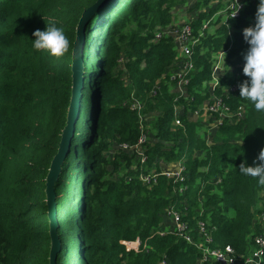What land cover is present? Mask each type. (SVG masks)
Masks as SVG:
<instances>
[{"label":"trees","instance_id":"obj_1","mask_svg":"<svg viewBox=\"0 0 264 264\" xmlns=\"http://www.w3.org/2000/svg\"><path fill=\"white\" fill-rule=\"evenodd\" d=\"M98 1L0 0V264L50 263L46 179L67 121L77 27ZM196 1L210 8L195 21L198 30L227 0ZM178 4L109 0L87 24L82 107L55 186L57 264H160L164 257L166 264H197L196 247L172 233L157 234L167 226L170 206L189 222L196 240L198 222L209 223L216 248L231 246L242 254L247 238L261 233L264 185L242 176L239 166L253 165L264 148V114L233 98L231 110L246 106L248 114L238 124L222 126L211 147L198 138V122L185 114L180 127L175 115L176 106L195 111L209 100L203 85L211 81L214 54L230 49L227 62L233 70L221 79L222 86L247 79L242 30L254 24L258 0L247 6L235 33L220 18L212 22L216 34L195 50V78L188 90L193 102L168 92L167 74L178 54L172 39L155 40L158 31L173 24ZM46 25L62 27L69 37L62 57L33 50V32ZM138 104L141 110L134 108ZM153 115L144 163L114 150L119 144L136 145L143 136L141 117ZM162 161L185 164L189 190L184 196L174 194L173 182L163 175L152 186L141 181ZM138 238L147 249L128 252L123 242Z\"/></svg>","mask_w":264,"mask_h":264},{"label":"built area","instance_id":"obj_2","mask_svg":"<svg viewBox=\"0 0 264 264\" xmlns=\"http://www.w3.org/2000/svg\"><path fill=\"white\" fill-rule=\"evenodd\" d=\"M256 0H227L225 7L213 17L210 21L203 23L202 27L195 30V21L187 22L178 28L174 36L170 35L169 27L162 29L156 33L155 40L172 39L175 43V50L177 51L178 58L169 69L171 73L167 74L166 85L168 92L175 98H183L186 102H193L195 98L189 95V86L195 78L196 65L194 60L195 50L203 47L205 41L211 36L216 34V26H212L213 20L217 17L229 28L230 33H235V24L242 17L247 6L255 3ZM237 3L239 9L234 17H230L236 10ZM225 52V53H224ZM230 49L221 51L214 54L211 60V81L205 83L203 87L207 89L206 94L209 95V100L203 104L200 109L195 111H186L185 106H176V125L183 127L180 119L181 116L187 114L191 122H198L197 119L205 117L213 119L214 121L208 127H201L197 129V136L200 140L206 142L208 147L213 146L214 138L219 130L225 124H238L246 118V106L240 107L237 112H233L229 105L230 100L239 96V88L236 85L222 86L221 79L233 70V66L227 62V56ZM225 57V63H224ZM203 68L197 71L201 72ZM194 89V88H193ZM220 93V94H219ZM139 110L142 109L140 104L134 106ZM232 118L234 121L227 123L226 120ZM144 117H141V122ZM143 136L140 138L136 145L119 144L114 150H121L125 153L135 156L141 163L146 161L144 146L149 142L147 133L144 132L143 125L141 126ZM159 170L153 169L152 171L143 174L141 181L147 185L152 186L157 183L158 177L163 175L171 180L174 184V194L184 196L189 186L186 185L189 180V175L186 172L185 164L181 162L166 163L162 161L159 165ZM207 171V169H204ZM222 182L221 179L217 180V184ZM203 213V211H202ZM167 226L165 230H159L157 234L164 236L167 233H172L184 239L188 244L196 247L200 252L197 264H263L264 260V217L260 221L261 233L250 235L247 238L248 246L246 251L239 254L231 246L224 248L213 247L215 240L213 236L214 228L211 230L209 223L199 221L197 229V240L192 236V229L189 222H184L181 212L175 206H170L166 210ZM127 251H140L143 247L147 249V245L143 244L138 238L135 242H123ZM160 264H166V258Z\"/></svg>","mask_w":264,"mask_h":264},{"label":"clouds","instance_id":"obj_3","mask_svg":"<svg viewBox=\"0 0 264 264\" xmlns=\"http://www.w3.org/2000/svg\"><path fill=\"white\" fill-rule=\"evenodd\" d=\"M238 9L237 3L236 10L230 17H234ZM32 35L34 39H30L31 46L36 52L62 57L70 48V39L62 27L46 25L45 30L37 29ZM242 36L248 45L243 54L242 68L247 79L238 85L239 97L248 102L257 113L264 114V0H258L254 24L244 28ZM256 161L253 165L241 163L239 173L264 185V148L259 152Z\"/></svg>","mask_w":264,"mask_h":264},{"label":"water","instance_id":"obj_4","mask_svg":"<svg viewBox=\"0 0 264 264\" xmlns=\"http://www.w3.org/2000/svg\"><path fill=\"white\" fill-rule=\"evenodd\" d=\"M106 1L108 2L109 0H99L94 5L87 8L84 11L77 27L76 39L72 51V90L71 100L67 112V121L62 132L58 153L51 162L49 173L46 179V205L48 208L49 233L51 238L49 264H57V255L60 251L61 245L58 238L59 224L57 219L55 186L61 174V169L65 163V159L69 155L70 147L76 134V126L82 107L83 90L85 85V31L90 18Z\"/></svg>","mask_w":264,"mask_h":264},{"label":"rangeland","instance_id":"obj_5","mask_svg":"<svg viewBox=\"0 0 264 264\" xmlns=\"http://www.w3.org/2000/svg\"><path fill=\"white\" fill-rule=\"evenodd\" d=\"M180 4H178L174 10H173V15H174V22L169 28V32L171 36L175 35V32L178 28H180L183 24L187 22H192L194 19H197L198 16L202 13L206 14L210 12V8H206L203 5H200L198 7L197 1L196 0H178ZM218 21L219 19L216 17L213 22ZM171 73V70L169 71ZM246 108V116L248 114L247 107ZM157 115H153L150 117H144L142 121V125L144 128V132L148 134V137H152V132H153V126L154 122L156 119ZM198 120L199 123V128L201 127H208L209 124H211L214 120L213 119H207L205 117H200ZM234 120L232 118H229L226 120L227 123H231ZM232 217L234 216L233 213L231 215ZM262 217L259 218L258 220V225L260 226V221ZM164 228L166 229V225H164Z\"/></svg>","mask_w":264,"mask_h":264}]
</instances>
